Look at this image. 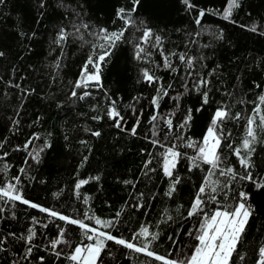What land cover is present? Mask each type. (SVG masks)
<instances>
[{"label": "trees", "instance_id": "trees-1", "mask_svg": "<svg viewBox=\"0 0 264 264\" xmlns=\"http://www.w3.org/2000/svg\"><path fill=\"white\" fill-rule=\"evenodd\" d=\"M41 2L5 0L0 5V51L5 52V56L0 58V141L7 138L5 147L0 149V156L3 151H8L6 161L12 165L7 174L0 173V186L18 175L19 169L23 167L28 171V176H21L23 194L32 202L76 218H82L81 214L90 210V215L94 212L102 220L116 219L117 226L114 229L101 230L111 231L113 235L126 240H131L142 223L148 224L150 231L160 233L152 250L161 255L171 252L173 257L176 256L173 240L181 247L188 245L189 249L186 250H190L195 241L187 236V232L198 226L197 219L186 220L184 217L205 173L199 170L188 173L187 161L182 160L178 165L182 183L169 199L163 195L168 182L162 174L157 171L145 175L143 169L144 162L149 159L147 153L162 149L153 148L145 139L146 134L150 136L148 120L153 112L150 100L156 93L153 86L143 81L141 69H152L157 76L162 77L165 87L171 83L170 97L183 91L181 84L184 82L186 66L172 57L174 66L179 69L178 73H170L162 67L157 69L155 65H162L163 60L159 50L152 47L154 40L145 45L152 52L150 59L154 63L137 61L134 59V45L139 43L143 28H151L154 35L161 37L166 54L187 53L195 58L193 71L210 79L213 102L204 106L202 111H195L200 106L199 96L195 92L184 95L178 109L175 101L165 97L160 109L164 114L175 111L174 124H179L186 109L191 107L193 121L186 132L193 139L200 140L218 106L227 105L233 114L240 112L247 116L254 107L251 102L264 92V35H260V32H264V0H242V7L233 15L235 23L225 21L219 15L209 14L202 20L201 26L194 23L196 12L186 11L181 0H141L138 12L134 14L137 26L128 28L123 42L113 49L109 62L102 66L103 88L90 87L88 91L91 95L84 100L79 99L84 89H76V97L71 92L92 51V44L97 42L91 33L98 32L100 28L120 30L123 21L117 19L116 11L120 7L129 8L131 0H43L44 7L40 6ZM192 2L200 8L220 10L227 4V0ZM140 21L144 23L140 24ZM80 23H87L89 28H81L79 33H75L73 24ZM253 24L260 26L257 33L241 27ZM61 27L74 35H70L62 46H57L53 41ZM201 29L203 34L196 36ZM221 31L223 39L214 38L212 33L219 34ZM20 33L25 35L21 36ZM79 36L83 39H79ZM57 61L59 68L55 67ZM208 73L212 75L209 77ZM188 83L191 84V81ZM17 84L19 88L14 87ZM255 84L261 87L256 88ZM111 100L117 101V107L125 116L129 129L142 110L138 136L133 137L116 129L106 116L99 121L92 119L93 116H103ZM133 109L136 115H133ZM14 120L19 121L18 126L13 125ZM244 124V120L226 122V131L231 132L229 139L234 146L241 142ZM91 131H99L101 135L92 136ZM257 131L258 138L264 141V132ZM33 133L39 134L41 139L33 140L29 150L43 144L45 140L51 144L41 153L39 163L33 161L27 152L14 150L17 145L22 149ZM81 141L87 143L82 144ZM142 149L145 151L142 152ZM181 151L192 154L190 149ZM224 151L228 162L236 164V158L229 155L228 150ZM84 157H87L86 162ZM253 161L254 177L264 176V143L256 145ZM150 167H157L155 160ZM236 167L239 168V165L236 164ZM97 176L98 181L90 180L79 190L81 197L87 195L90 198L85 205L82 199H77L75 184L80 179ZM125 180L133 181L135 187L124 184ZM244 190L251 193L250 203L256 211L239 250L246 254L243 264H253L256 250L264 242V189L256 191L249 183ZM141 192L144 193L145 207L137 211L130 205L137 202L136 197ZM56 193L59 195H54ZM153 195L155 199H152ZM180 205L183 207L177 211ZM212 207L215 206L209 205V208ZM122 209L121 216L116 218L115 213ZM165 209L173 219L156 227L159 221L166 218ZM15 212V220L10 218L9 212L4 213L8 218L0 221V235L10 231L26 235L32 216L45 222L48 220L46 214L19 203ZM86 223L99 227L94 222ZM67 227L68 239L75 246L82 239L80 231L75 226ZM56 232L54 224H50L48 229L37 226L35 242L40 247L34 249L30 264H40V256L45 257L44 264H68V261L57 260L50 251L43 250V246ZM169 236L173 240H169ZM22 245V241L9 238L6 247L11 253H17L16 258H19L23 251ZM4 257L9 260L13 258L10 253H0V264H3ZM103 260L104 264H146L149 258L109 242ZM21 264H29V261H21Z\"/></svg>", "mask_w": 264, "mask_h": 264}, {"label": "snow or ice", "instance_id": "snow-or-ice-1", "mask_svg": "<svg viewBox=\"0 0 264 264\" xmlns=\"http://www.w3.org/2000/svg\"><path fill=\"white\" fill-rule=\"evenodd\" d=\"M4 2L5 0H0V5ZM140 2L141 0H131L129 8L120 7L117 9L116 17L123 21V27L120 30L109 31L107 28H100L98 32L91 33L96 37L97 42L92 44V51L82 66L79 78L74 83L71 92L73 97L77 96L76 89H84L82 94L79 95V99L84 100L91 95V92L88 91L90 87L103 88L101 81L102 66L109 62L108 58L111 56L113 49L123 42L128 28L137 26L134 14L138 12ZM181 2L185 6L186 11L189 13L196 12L193 19L197 26H201L202 20L209 14L219 15L223 20L235 23L233 15L242 7V0H227V4L223 10L200 8L192 0H181ZM40 6L44 7L43 0ZM143 23V21H140V24ZM241 27L246 28L250 32L257 33L260 26L253 24L251 26L241 25ZM73 28L75 29V33H79L81 28L88 29L89 25L87 23L73 24ZM138 30L140 29L138 28ZM202 34L203 29L195 35L200 36ZM20 35L24 36L25 34L20 33ZM34 35L35 33H33ZM70 35L74 34L69 33L65 28L61 27L53 43L57 46H62ZM212 35L216 39H223L222 31L219 34L213 32ZM260 35H264V32H260ZM78 38L83 39L82 36ZM152 40L155 41L152 47L159 50L163 60L162 65H155L157 69L162 67L163 70L170 73H178L179 69L177 66H174L172 57H176L180 64L185 65L186 68L183 77L184 82L181 84L183 91L177 92L175 96L170 97L169 90L173 87L171 83L165 87L162 77L157 76L152 69H141L143 81L153 86V90L156 93L150 100V105L153 109L148 120L151 126L149 129L150 136L146 134L145 139L153 148L162 149L156 153H147L149 159L144 162V174L148 175L149 173L159 171L168 182L163 195L171 199L177 191V186L182 183V177L178 174V165L182 160L187 161L188 173H192L194 170L205 173L196 189L187 211V216L184 217L186 220L197 219L198 226L187 232V236L192 238L195 243L191 244L190 250H186L189 249L188 245L181 247L169 236L168 239L173 240V246L177 249L176 256L173 257L171 252L167 255H161L152 250L153 243L159 239L160 233L150 231L148 224L142 223L139 230L133 233L131 240H126L123 237L113 235L111 231L101 230V228L114 229L117 226L116 219L102 220L94 212L90 215V210H85L81 214L82 218H76L58 212L53 208L44 207L39 203L32 202L26 199L23 194L21 176H28V171L21 167L18 175L12 176L10 180H6L0 186V221L8 218L4 216L6 211L11 214L10 218L12 220L17 218L15 212L17 203L31 209H36L39 213L46 214L48 220L45 222L43 219L32 216L26 235L24 233L18 235L14 231H10L6 235H0V253H10L13 257L11 260L7 257L2 258L3 264H21V261H29L30 264L34 249L40 247L35 242L37 238V226L48 229L50 224L55 225L57 232L43 246V250L50 251V254L57 260L64 259L68 261V264H104L103 254L107 251L109 242L123 246L133 253L148 257L149 260L146 264H153V262H159V264H238L239 262V264H243L246 254L241 253L239 249L244 243L247 227L256 211L254 205L250 203L251 193L244 189L249 183L254 186V190L256 191L264 189V176L254 177L253 174V170L255 169L253 156L256 152V145L264 143V141L258 138L257 131L264 132V92L258 94L256 100L251 102L254 104V107L252 108V113L247 116L242 115L240 112L233 114L227 105L222 104L218 106L214 110L202 138L200 140L193 139L186 132L187 129H190L193 121V109L191 107L187 108L179 124H174L173 117H175L176 112L162 113L160 111L162 101H164L165 97H169L175 101V106L178 109L182 97L195 92L199 96L200 101V106L195 111L200 112L204 106L213 102L210 95L211 81L203 74L193 71L194 57L188 56L187 53L171 52L166 54L162 48L161 37L154 35L151 28H143L142 35L139 37V43L134 45V59L145 63H154L150 59L152 52L145 47ZM204 47H207V45H204ZM4 56L5 52L0 51V58ZM55 67H60L59 61H57ZM211 75L212 73H208L209 77ZM189 80L191 84L188 83ZM14 87L19 88L20 85L17 84ZM255 87L260 88L261 85L255 84ZM105 95L107 96L108 94L105 92ZM240 102L243 103V101ZM128 107L131 108L132 106L129 105ZM133 115H136L135 109H133ZM142 115L143 112L141 110L129 129L126 127L127 120L125 116L122 115L117 107V101L111 100L103 116H93L92 119L99 121L106 116L107 119L113 122V127L136 137L139 135L138 129L141 127L140 117ZM230 120L245 121L244 135L237 146H234L233 142L229 139L232 135L231 132L226 131V122ZM13 125L18 126L19 121L14 120ZM85 131L90 130L85 129ZM91 135L99 137L101 133L99 131H91ZM40 139L39 134L33 133L32 137L24 143L22 149L17 145L14 150L27 152V155L33 161L39 163L41 153L51 147V144L45 140L43 144L34 146L32 150H29V145L33 144V140ZM6 143L7 138L0 141V149H3ZM81 143L86 144L87 142L81 141ZM181 149H190L192 154H189L187 151H181ZM225 149L228 150L229 155L236 158V164L239 165V168L236 167V164L228 162ZM141 151L144 152L145 150L142 149ZM8 155L9 152L5 150L3 151V155L0 156V162H2L0 163V173L7 174L12 167L6 161ZM154 160L157 167H150ZM86 161L87 157H84V162ZM25 163H27V160H25ZM90 180L98 181L99 177L80 179L75 184L77 199H82V203L85 205L88 204L90 198L87 195L81 197L79 190L84 185H87ZM123 183L135 187V183L131 180H125ZM54 195L58 196L59 194L56 193ZM136 199L137 202L131 204L130 207L139 211L145 207L144 193H138ZM152 199H155V195L152 196ZM209 205H214L215 207L209 208ZM181 207L183 206H178L177 211ZM122 211L123 209L117 211L115 217L119 218ZM164 214L166 218L159 221L156 227H159L160 223H167L173 219V216L168 214L167 209L164 210ZM57 221L63 222V224L57 223ZM86 221L94 222L99 227L92 226L90 223H86ZM67 226H75L80 231L82 239L75 246L68 239ZM9 238L23 242V251L19 254V258H16L17 253H11L10 249L6 247ZM137 240L140 242H132ZM84 241H87V243ZM39 262L40 264H44L45 257L40 256ZM253 264H264V242H261L256 250V259Z\"/></svg>", "mask_w": 264, "mask_h": 264}]
</instances>
